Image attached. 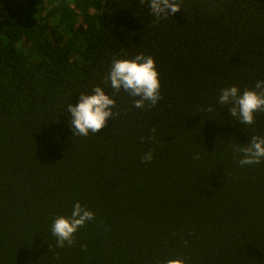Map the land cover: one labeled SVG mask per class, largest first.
Instances as JSON below:
<instances>
[{
	"label": "trees",
	"instance_id": "obj_1",
	"mask_svg": "<svg viewBox=\"0 0 264 264\" xmlns=\"http://www.w3.org/2000/svg\"><path fill=\"white\" fill-rule=\"evenodd\" d=\"M149 2L0 0V264H264V160L237 150L264 138V112L241 125L219 103L264 80V0H177L159 20ZM140 54L154 107L105 83ZM97 86L115 117L75 136L68 105ZM76 203L95 219L58 247Z\"/></svg>",
	"mask_w": 264,
	"mask_h": 264
},
{
	"label": "clouds",
	"instance_id": "obj_2",
	"mask_svg": "<svg viewBox=\"0 0 264 264\" xmlns=\"http://www.w3.org/2000/svg\"><path fill=\"white\" fill-rule=\"evenodd\" d=\"M143 2V0H142ZM149 7L157 20L175 15L181 11L177 0H150ZM110 82L114 90L113 95L121 89L128 92L134 100L135 108L154 107L161 99V83L156 62L151 56L140 54L134 59H114L111 70L105 78V83ZM255 88L259 91L245 90L242 94L238 87L233 86L221 90L219 103L231 105L228 109L230 116L239 119L241 125L255 123V114L264 112V80L258 81ZM115 99L97 86L93 94H80L78 105H68L71 114L70 126L75 136H88L89 133L97 134L107 125L109 117H115ZM207 111H213L208 107ZM155 132V129H152ZM237 150L242 153L239 159L241 166L259 164L264 160V138L252 136L251 142L246 147L238 145ZM198 158V157H197ZM153 159L152 152L142 157L144 163ZM95 219L93 212L76 203L68 217H58L52 225V234L57 238V246L64 247L75 243V234L89 221ZM159 264V262H158ZM163 264H186L181 258L169 259Z\"/></svg>",
	"mask_w": 264,
	"mask_h": 264
}]
</instances>
